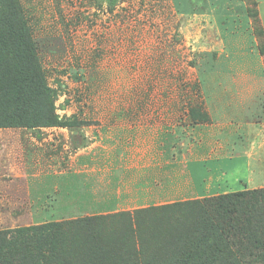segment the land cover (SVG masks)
<instances>
[{
  "label": "rangeland",
  "instance_id": "obj_1",
  "mask_svg": "<svg viewBox=\"0 0 264 264\" xmlns=\"http://www.w3.org/2000/svg\"><path fill=\"white\" fill-rule=\"evenodd\" d=\"M110 1L17 0L55 114L75 126L0 128V231L96 216L92 234L74 238L79 264H180L190 253L194 264H264V200L248 198L238 214L223 216L222 228L213 226L224 244L201 230L197 207H172L264 189L245 187L239 160L206 149L184 167L197 140L209 143L191 129L212 122L208 110H222L202 102L227 96L223 86L212 90L207 74L239 72L238 55L218 59L227 31L238 36L239 28L217 27L182 0ZM240 1L254 11L251 0ZM229 14L238 18L236 4ZM238 79L222 83L238 91ZM164 115L166 128L157 126ZM151 116L152 128L142 123ZM187 175L198 198L179 192ZM249 207L258 211L250 224Z\"/></svg>",
  "mask_w": 264,
  "mask_h": 264
},
{
  "label": "trees",
  "instance_id": "obj_2",
  "mask_svg": "<svg viewBox=\"0 0 264 264\" xmlns=\"http://www.w3.org/2000/svg\"><path fill=\"white\" fill-rule=\"evenodd\" d=\"M249 6L254 9L253 12L246 9L253 33L256 38L264 36L255 3L251 0ZM20 18L17 0H0V128L75 126L69 118L62 121L55 114V92L44 82L38 47L30 39ZM256 47L259 54L264 56V45L260 38ZM250 197L259 199V202L263 201L264 189L242 190L201 201L174 203L172 207H197L201 230H213L215 241L224 244V237L216 233L223 226V216L238 214V210L243 209ZM211 207L214 211L213 217L209 219L208 211H212ZM245 212L249 224L251 217L258 213L254 209L250 213V207ZM96 220L97 217L92 216L62 224L48 223L40 227L0 231V264H79L74 254L82 253V245L79 242L74 243V238L78 234H92ZM233 221L232 217L231 222ZM214 225L219 228L214 229ZM229 228H233L232 224ZM202 231L200 237L213 243ZM184 239L183 236L181 243ZM70 243H74V250L69 249ZM192 255L193 253L187 254L188 259H182L180 264H194L190 263Z\"/></svg>",
  "mask_w": 264,
  "mask_h": 264
},
{
  "label": "crops",
  "instance_id": "obj_3",
  "mask_svg": "<svg viewBox=\"0 0 264 264\" xmlns=\"http://www.w3.org/2000/svg\"><path fill=\"white\" fill-rule=\"evenodd\" d=\"M252 1L255 3L259 24L264 33V0ZM182 3L189 8L197 6L198 10H205L213 18L214 25L217 23V27L218 25L224 28L237 26L239 28L238 36L227 31L223 39L224 54L218 59L228 60L234 54L239 56L236 59L240 61L238 73L230 72L231 69L229 68L228 71L213 70L212 73L207 74L206 78L208 84L213 88L212 90L220 91L219 87L223 86L224 90L221 89V91L224 93L226 91L227 96L222 101L208 98L202 102L204 107L208 109L222 110L217 111L216 115L215 112L212 114V111L210 113L208 110L212 122L207 125L198 124L191 129L192 135L200 136V140L201 137H206L209 143L206 141V145L204 143L199 144L197 140L192 150L189 151V157L185 161L184 167L187 169V164L194 152L206 149L208 157L219 155L231 162L234 159L239 160L245 173L243 177L245 187L262 188L264 187V59L256 50V39L252 32L251 20L246 14L247 4L240 0H182ZM232 4H236L240 11L238 18L231 17L229 14ZM215 11H218V14ZM225 17L226 19L221 20V22L220 18ZM233 59L235 60V57ZM220 71L222 73H219ZM231 76L239 77L237 80L238 91L233 89L230 84L224 85L222 83ZM260 101L262 102L261 105ZM254 119L255 121H252ZM159 120L157 126L166 128L167 116L164 115ZM142 123L144 125L147 123L152 128V126H156V118L155 116L145 118ZM187 180L184 189H180L179 192L183 193L184 190V194L190 198H198L191 193L188 175ZM179 192L173 193L175 194L173 196L176 197Z\"/></svg>",
  "mask_w": 264,
  "mask_h": 264
}]
</instances>
